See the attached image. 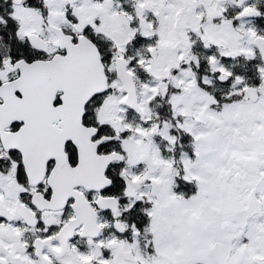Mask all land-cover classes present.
I'll return each instance as SVG.
<instances>
[{"label":"snow or ice","instance_id":"6c2138e0","mask_svg":"<svg viewBox=\"0 0 264 264\" xmlns=\"http://www.w3.org/2000/svg\"><path fill=\"white\" fill-rule=\"evenodd\" d=\"M225 2L2 0L0 264H264V8Z\"/></svg>","mask_w":264,"mask_h":264},{"label":"flooded vegetation","instance_id":"af4514ba","mask_svg":"<svg viewBox=\"0 0 264 264\" xmlns=\"http://www.w3.org/2000/svg\"><path fill=\"white\" fill-rule=\"evenodd\" d=\"M254 2L257 3L258 7L264 8V0H254ZM0 4H2V0H0ZM228 9V14L231 15L234 12V8L227 3V0L224 5ZM245 25L247 26H253L257 29L258 32L264 33V17H248L245 18ZM0 43L3 44H8V36L7 33L0 30ZM194 52H199L200 49L199 47H194L193 49ZM135 52V48L133 47L130 49V54H133ZM232 63L235 65L233 68V71L244 75V76H252L254 74V68L252 62H245L244 60L238 58L236 61H232ZM206 75H211L210 73H202ZM143 79V78H142ZM154 111L159 115L162 119L165 118V113H164V106L161 103L159 107H155ZM127 119L128 120H136L138 119L134 113L131 111L128 112L127 114ZM158 139V138H157ZM161 151H163V145H161ZM107 235V233H105ZM33 237L30 232L25 233V239L31 240ZM75 242V240L73 241ZM77 247L80 248L81 250H86L87 249V243L84 240H80V242L77 244Z\"/></svg>","mask_w":264,"mask_h":264}]
</instances>
